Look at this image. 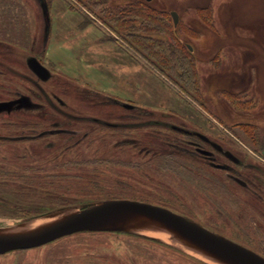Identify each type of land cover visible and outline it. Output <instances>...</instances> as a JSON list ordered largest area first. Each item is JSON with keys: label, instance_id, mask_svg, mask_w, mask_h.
Listing matches in <instances>:
<instances>
[{"label": "rangeland", "instance_id": "374dc122", "mask_svg": "<svg viewBox=\"0 0 264 264\" xmlns=\"http://www.w3.org/2000/svg\"><path fill=\"white\" fill-rule=\"evenodd\" d=\"M104 1L0 0V234L130 199L264 256V0ZM141 35L189 51L198 90ZM113 62L137 68L122 89ZM151 222L131 215L0 253V264H217L134 230Z\"/></svg>", "mask_w": 264, "mask_h": 264}, {"label": "water", "instance_id": "95a60500", "mask_svg": "<svg viewBox=\"0 0 264 264\" xmlns=\"http://www.w3.org/2000/svg\"><path fill=\"white\" fill-rule=\"evenodd\" d=\"M171 17L173 23L176 24V12L172 11ZM29 65L38 77L41 79L47 78L49 71L39 61L32 60ZM176 129L185 134L196 135L203 141L209 142L216 150L223 151L218 143L210 141L204 134L178 127ZM223 153L232 161H238L229 151H223ZM131 215H139L154 220L167 229L177 232L181 237L206 252L231 264H264V256L223 235L206 229L195 221L187 219L165 207L130 199L107 200L83 208L32 232L9 235L0 234V253L37 247L76 232L116 229L119 228L116 225L117 221Z\"/></svg>", "mask_w": 264, "mask_h": 264}, {"label": "bare ground", "instance_id": "6f19581e", "mask_svg": "<svg viewBox=\"0 0 264 264\" xmlns=\"http://www.w3.org/2000/svg\"><path fill=\"white\" fill-rule=\"evenodd\" d=\"M58 217H55L53 215H47L45 217H41L26 223H23L19 226H16L12 229H10L13 233H28L35 231L37 229H40L49 223L56 220ZM151 227L148 229H134L137 232H140L142 234L149 235L154 238H158L160 240H163L171 245L183 248L184 250L191 252L207 261L215 262L217 264H223L216 258L211 256L209 252H206L205 250L201 249L200 247H197L192 242L186 240L185 238L181 237L177 232L173 230H169L166 227L162 226L158 222L152 220ZM52 224V223H51Z\"/></svg>", "mask_w": 264, "mask_h": 264}, {"label": "trees", "instance_id": "16d2710c", "mask_svg": "<svg viewBox=\"0 0 264 264\" xmlns=\"http://www.w3.org/2000/svg\"><path fill=\"white\" fill-rule=\"evenodd\" d=\"M97 1H99L98 3L101 5L106 4L104 0H97ZM105 8H106V6H105ZM150 11L152 12V10H150ZM115 18L120 24L121 23L130 24V22H131L129 20L128 16H124L122 18H120V17L119 18L115 17ZM174 27L175 26H173V28ZM169 31H171V29H169ZM144 40H148L147 43L143 42ZM151 40H153V39L147 38V37L141 35V39H140L141 43H144L145 46L150 49V51H152L154 54H156L155 56H157L158 61L161 62V64L163 66H167L168 69H171L173 71V74L178 72V76H179V74L181 76H184V75L187 76V79H191L190 86H193L195 88V90H198V82H199V79L197 78L198 74H197L196 68L194 67V65H192V61H191V65H190V60H191L190 52L187 51L186 49H185L186 51H183V49H180L179 47L178 48H175V47L172 48V46H170L168 49L169 50V53H168L164 49H160L157 46H153V44L151 43L153 41H151ZM178 66H182L184 73L176 70V68L178 69ZM229 95H232V94H229ZM28 214H30V213H28Z\"/></svg>", "mask_w": 264, "mask_h": 264}, {"label": "crops", "instance_id": "0c3cea01", "mask_svg": "<svg viewBox=\"0 0 264 264\" xmlns=\"http://www.w3.org/2000/svg\"><path fill=\"white\" fill-rule=\"evenodd\" d=\"M111 44H112V46L114 47H116V45H117V43L116 42H114V41H111ZM121 49V48H120ZM113 64H115V65H113L111 68H110V70H111V73L113 74L112 76H113V80L115 81V78L117 79V83L114 85V84H112V86L111 87H116L117 89H122L123 87H125V86H127L128 85V81H129V78L131 79H134L133 77H131V76H128V74H129V72H131V71H134V70H136L137 68H132L131 69V67L128 69L127 67L128 66H126V67H124V66H122L121 65V63H119V62H117V63H114L113 62ZM143 66V65H142ZM142 66L140 67V68H142ZM127 74V75H126ZM113 82V81H112Z\"/></svg>", "mask_w": 264, "mask_h": 264}, {"label": "flooded vegetation", "instance_id": "af4514ba", "mask_svg": "<svg viewBox=\"0 0 264 264\" xmlns=\"http://www.w3.org/2000/svg\"><path fill=\"white\" fill-rule=\"evenodd\" d=\"M150 1H151V0H150ZM150 1H149V2H150Z\"/></svg>", "mask_w": 264, "mask_h": 264}]
</instances>
